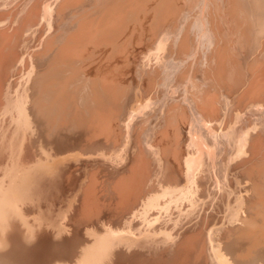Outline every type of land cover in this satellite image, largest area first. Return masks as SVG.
Here are the masks:
<instances>
[{
	"label": "bare ground",
	"instance_id": "bare-ground-1",
	"mask_svg": "<svg viewBox=\"0 0 264 264\" xmlns=\"http://www.w3.org/2000/svg\"><path fill=\"white\" fill-rule=\"evenodd\" d=\"M211 1L0 0V264H264V0Z\"/></svg>",
	"mask_w": 264,
	"mask_h": 264
},
{
	"label": "rangeland",
	"instance_id": "rangeland-1",
	"mask_svg": "<svg viewBox=\"0 0 264 264\" xmlns=\"http://www.w3.org/2000/svg\"><path fill=\"white\" fill-rule=\"evenodd\" d=\"M220 1H222V2H220ZM220 3H221L223 6H221ZM214 4H215L216 6H215ZM224 4H225V5H224ZM216 8H217V10H218V11L216 10L218 13L215 14V12H216L215 9H216ZM222 8H223V9H222ZM226 8H227V0H216V1L213 0V1H211V3H210V9H211V13H212L213 16H221V15L224 16V13H225V9H226ZM214 11H215V12H214ZM225 22H226L227 25H229V20H228V19H225ZM202 29H203V31H202ZM202 32H203L204 34H203ZM201 34H202V35H205L204 27L201 28ZM232 40H233V38L231 37V41H230V43H229L230 45H233ZM83 159H86V157H85V158L83 157Z\"/></svg>",
	"mask_w": 264,
	"mask_h": 264
}]
</instances>
